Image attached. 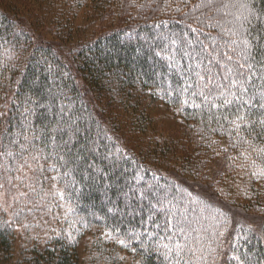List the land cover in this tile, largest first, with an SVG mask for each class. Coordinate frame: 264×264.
<instances>
[{"label":"trees","instance_id":"obj_1","mask_svg":"<svg viewBox=\"0 0 264 264\" xmlns=\"http://www.w3.org/2000/svg\"><path fill=\"white\" fill-rule=\"evenodd\" d=\"M12 1L34 15L0 2V189L42 165L74 216L42 232L30 194L17 197L0 211V264H82L92 228L106 236L84 264H126L119 250L132 264H264V62L221 47L250 79L205 100L183 55L191 29L216 36L217 21L264 43V0ZM154 103L180 119L154 123ZM17 228L33 241L20 253Z\"/></svg>","mask_w":264,"mask_h":264},{"label":"rangeland","instance_id":"obj_2","mask_svg":"<svg viewBox=\"0 0 264 264\" xmlns=\"http://www.w3.org/2000/svg\"><path fill=\"white\" fill-rule=\"evenodd\" d=\"M0 2L5 5L9 2V0H0ZM16 2L17 1L13 2L12 0H10L9 5L14 6L12 7V10L16 13L18 12L19 14L23 13V20L27 18V22L30 23V18H32L34 14L31 15V13L25 10L28 8L26 5L21 6L20 4H18L19 2L16 5ZM49 28L54 27L46 24L40 31L43 34H38L47 41H50L52 38L49 33L50 30L52 31V29ZM152 106L155 109L153 113H151L154 123H156V121L157 123L164 122L169 126L175 125L176 121L180 119L179 114L174 109H169L162 104L157 103H154ZM42 170V165H33L30 161L26 160L24 164L19 168L16 176L10 177L7 182L4 180L5 184L0 189V211L2 213L9 214L10 210L12 211L14 208V201L17 199V197H27V194H30V202L35 206V212L39 214V219L36 220L35 226H38L42 232H47L51 227L60 229V227L63 228V224L65 223H73L72 218L74 216V208L64 198V191L60 186L58 179L59 175H54L52 179H48L43 176ZM2 176L5 179H7L8 177V175L5 174ZM242 217V214L237 215V219ZM245 219L250 221L247 218ZM57 223H59L60 225H57ZM36 235H38V233ZM104 236H106L105 233L97 228L83 230L81 232L80 237H78L77 244V253L80 263L84 264V262L87 261L90 245L93 244L96 238ZM15 237V248L17 250V253H20V249H22V246H27L30 243L31 245H33V241L30 242V238L32 237V235H30L29 232H23L22 228H19L17 230ZM106 240L111 242L115 241L111 238ZM40 243L46 244L45 241H40ZM41 244H39V246H41ZM119 253L121 254V259L125 260L124 262H127L128 264L136 262V260H134L137 257L136 255L126 253L122 250H119Z\"/></svg>","mask_w":264,"mask_h":264},{"label":"snow or ice","instance_id":"obj_3","mask_svg":"<svg viewBox=\"0 0 264 264\" xmlns=\"http://www.w3.org/2000/svg\"><path fill=\"white\" fill-rule=\"evenodd\" d=\"M213 3L214 0H208L207 6L212 7ZM221 7L227 8L229 5L222 4ZM216 11L219 12L220 8H216ZM236 19L240 20V17ZM244 20H247V17H244ZM208 27H217L220 31L216 36H213L210 33L205 34L202 30L193 28L191 31L197 33L196 39L185 42L187 47L183 50V55L190 61L187 68L188 78L195 77L197 87L200 88L199 95L203 96L205 100L208 99L205 89L208 94L219 91L221 96L224 95V90H229L231 95H236L230 90L237 86L242 91L246 90L244 86L250 79V74L246 72L245 63H241L239 60L234 61L233 55L229 54V51H220V49L221 47L228 48L231 53H235L239 48L241 56L246 61L248 57L256 58L252 55V48L256 47L261 61L264 62V43H258L254 46L248 38L251 30L246 28L244 23H240L238 28H226L217 21L215 25L209 24ZM240 29H244V31H240ZM200 35H204V40L199 39ZM225 36H228L229 39L225 40ZM253 39L262 41L264 35L258 32V35ZM205 41L209 43H205ZM221 41H223V45L220 43ZM187 49H191V51ZM247 67L251 68V65L248 64ZM221 72L223 75H221ZM224 81H228V83L225 84ZM191 87L192 85L188 84L184 90L187 91ZM195 94L193 93V95ZM225 102L231 103L227 100Z\"/></svg>","mask_w":264,"mask_h":264}]
</instances>
